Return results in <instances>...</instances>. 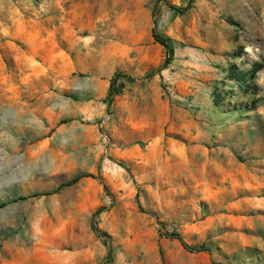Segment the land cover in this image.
Returning <instances> with one entry per match:
<instances>
[{"label": "rangeland", "instance_id": "374dc122", "mask_svg": "<svg viewBox=\"0 0 264 264\" xmlns=\"http://www.w3.org/2000/svg\"><path fill=\"white\" fill-rule=\"evenodd\" d=\"M188 1L0 0V264H264V0Z\"/></svg>", "mask_w": 264, "mask_h": 264}, {"label": "trees", "instance_id": "16d2710c", "mask_svg": "<svg viewBox=\"0 0 264 264\" xmlns=\"http://www.w3.org/2000/svg\"><path fill=\"white\" fill-rule=\"evenodd\" d=\"M192 0H189L188 1V4L186 7L184 8H178V7H175V6H172L170 5L169 8L176 12V13H182V12H185L186 10L189 9L190 7V2ZM151 37L153 38V40L159 44L165 51V54H166V59L162 65V67H165L169 64L170 60H171V56L173 54V49L171 47V45L169 44V41L166 39V38H163L162 36H160L158 34V32L156 31V29L153 27V29L151 30ZM153 73L149 74L148 76H152ZM120 79H125L129 82H135L137 81V79L133 78V77H130L126 74H123V73H120V72H116L114 73L110 83H109V92H108V98H109V101H112L113 97L119 93V86L118 88L115 87L116 83L118 82V80ZM121 88V87H120ZM110 103V102H109ZM127 170V169H126ZM127 172L129 173V171L127 170ZM76 182V179L71 181L70 183H74ZM102 187H103V191L105 192V194L112 200L113 199V196L112 194L109 192V190L107 189L106 185H104L102 183ZM35 196H42L40 194H37V195H33V197ZM140 208V207H139ZM103 210H99V211H96L93 215V230L95 233H97L103 240V244L104 246L107 248V255H109L110 253V247H109V243H108V235L104 232H102L98 226H97V223H96V219L99 217V215L102 213ZM173 238H175L180 246L182 247V249L186 252H189V253H203V252H206V253H210L211 252V249L205 245H201V246H189L187 245L180 237L178 236H172Z\"/></svg>", "mask_w": 264, "mask_h": 264}]
</instances>
